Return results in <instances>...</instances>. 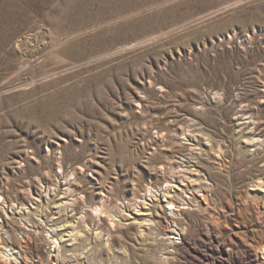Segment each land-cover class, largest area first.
<instances>
[{"label": "rangeland", "instance_id": "obj_1", "mask_svg": "<svg viewBox=\"0 0 264 264\" xmlns=\"http://www.w3.org/2000/svg\"><path fill=\"white\" fill-rule=\"evenodd\" d=\"M0 264H264V0H0Z\"/></svg>", "mask_w": 264, "mask_h": 264}, {"label": "bare ground", "instance_id": "obj_2", "mask_svg": "<svg viewBox=\"0 0 264 264\" xmlns=\"http://www.w3.org/2000/svg\"><path fill=\"white\" fill-rule=\"evenodd\" d=\"M171 204H173V205H172V207H169V209H170V210H172V209L176 210L175 207H176L177 205H176L173 201H171ZM178 207L180 208L179 205H178ZM180 210H181V208H180Z\"/></svg>", "mask_w": 264, "mask_h": 264}, {"label": "built area", "instance_id": "obj_3", "mask_svg": "<svg viewBox=\"0 0 264 264\" xmlns=\"http://www.w3.org/2000/svg\"><path fill=\"white\" fill-rule=\"evenodd\" d=\"M174 233H177V231L176 230H172ZM179 235V234H178Z\"/></svg>", "mask_w": 264, "mask_h": 264}]
</instances>
